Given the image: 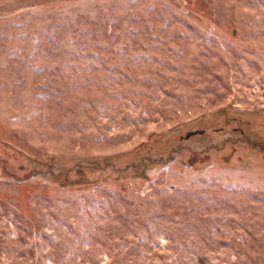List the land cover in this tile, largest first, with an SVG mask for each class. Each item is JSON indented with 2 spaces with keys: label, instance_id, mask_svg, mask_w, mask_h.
<instances>
[{
  "label": "rangeland",
  "instance_id": "obj_1",
  "mask_svg": "<svg viewBox=\"0 0 264 264\" xmlns=\"http://www.w3.org/2000/svg\"><path fill=\"white\" fill-rule=\"evenodd\" d=\"M0 264H264V0H0Z\"/></svg>",
  "mask_w": 264,
  "mask_h": 264
},
{
  "label": "water",
  "instance_id": "obj_2",
  "mask_svg": "<svg viewBox=\"0 0 264 264\" xmlns=\"http://www.w3.org/2000/svg\"><path fill=\"white\" fill-rule=\"evenodd\" d=\"M196 133H189L187 136H186V138H189L190 136H193V135H195Z\"/></svg>",
  "mask_w": 264,
  "mask_h": 264
}]
</instances>
